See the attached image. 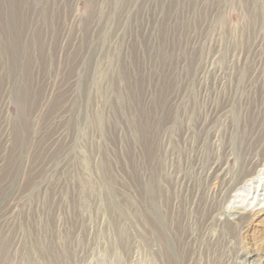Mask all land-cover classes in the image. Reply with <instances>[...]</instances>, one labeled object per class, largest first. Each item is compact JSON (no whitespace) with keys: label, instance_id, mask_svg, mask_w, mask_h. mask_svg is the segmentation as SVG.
I'll return each mask as SVG.
<instances>
[{"label":"rangeland","instance_id":"rangeland-1","mask_svg":"<svg viewBox=\"0 0 264 264\" xmlns=\"http://www.w3.org/2000/svg\"><path fill=\"white\" fill-rule=\"evenodd\" d=\"M253 168L264 0H0V264H264Z\"/></svg>","mask_w":264,"mask_h":264},{"label":"bare ground","instance_id":"bare-ground-1","mask_svg":"<svg viewBox=\"0 0 264 264\" xmlns=\"http://www.w3.org/2000/svg\"><path fill=\"white\" fill-rule=\"evenodd\" d=\"M263 176V177H262ZM263 178V179H262ZM241 181H245V182H250V183H253V182H256V186L260 187V186H263V189H264V170H257L255 168H253L252 170L248 171L247 173H245L243 176H242V180ZM251 211H255L257 212L258 214H260L262 211L261 208H258L256 210H252ZM164 241H163V244L165 245V247H167V241L165 238H162ZM167 250V248H165ZM168 257V255H166ZM170 259V257H169Z\"/></svg>","mask_w":264,"mask_h":264}]
</instances>
